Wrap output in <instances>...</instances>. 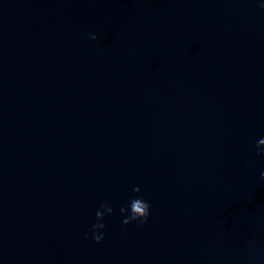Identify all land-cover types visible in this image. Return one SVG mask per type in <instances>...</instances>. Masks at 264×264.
<instances>
[{
    "label": "water",
    "instance_id": "1",
    "mask_svg": "<svg viewBox=\"0 0 264 264\" xmlns=\"http://www.w3.org/2000/svg\"><path fill=\"white\" fill-rule=\"evenodd\" d=\"M262 137L255 0H0V264H264Z\"/></svg>",
    "mask_w": 264,
    "mask_h": 264
},
{
    "label": "clouds",
    "instance_id": "2",
    "mask_svg": "<svg viewBox=\"0 0 264 264\" xmlns=\"http://www.w3.org/2000/svg\"><path fill=\"white\" fill-rule=\"evenodd\" d=\"M260 9H264V0H255ZM90 38L96 40L95 33H90ZM256 155L264 157V137L260 138L256 145ZM260 180L264 181V171L260 172ZM133 191L137 194L141 192V188L136 186ZM151 203L140 195L131 197L128 203L120 208V215L123 217L122 223L128 226L132 223L147 224L151 217ZM114 214V208L110 202H104L96 211V220L91 225L90 234H86L85 238L94 239L96 244H101L106 239L107 225L104 222L107 217ZM127 233L125 232V235Z\"/></svg>",
    "mask_w": 264,
    "mask_h": 264
}]
</instances>
